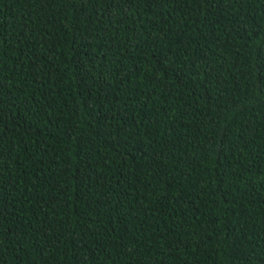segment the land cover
<instances>
[{"label": "trees", "instance_id": "1", "mask_svg": "<svg viewBox=\"0 0 264 264\" xmlns=\"http://www.w3.org/2000/svg\"><path fill=\"white\" fill-rule=\"evenodd\" d=\"M0 264H264V0H0Z\"/></svg>", "mask_w": 264, "mask_h": 264}]
</instances>
